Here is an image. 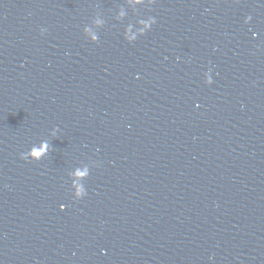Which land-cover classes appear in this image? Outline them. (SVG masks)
<instances>
[{"label":"water","instance_id":"95a60500","mask_svg":"<svg viewBox=\"0 0 264 264\" xmlns=\"http://www.w3.org/2000/svg\"><path fill=\"white\" fill-rule=\"evenodd\" d=\"M0 264H264V0H0Z\"/></svg>","mask_w":264,"mask_h":264}]
</instances>
